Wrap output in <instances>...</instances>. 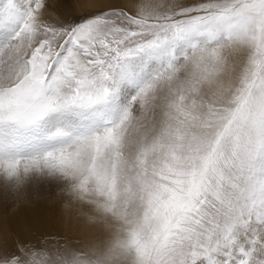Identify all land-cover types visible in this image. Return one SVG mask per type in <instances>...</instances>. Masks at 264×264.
Listing matches in <instances>:
<instances>
[{
	"label": "snow or ice",
	"instance_id": "1",
	"mask_svg": "<svg viewBox=\"0 0 264 264\" xmlns=\"http://www.w3.org/2000/svg\"><path fill=\"white\" fill-rule=\"evenodd\" d=\"M0 264H264V0H0Z\"/></svg>",
	"mask_w": 264,
	"mask_h": 264
},
{
	"label": "bare ground",
	"instance_id": "2",
	"mask_svg": "<svg viewBox=\"0 0 264 264\" xmlns=\"http://www.w3.org/2000/svg\"><path fill=\"white\" fill-rule=\"evenodd\" d=\"M34 214L47 216L50 214V209L44 207V210L40 206L22 207L20 209V219L24 216H33Z\"/></svg>",
	"mask_w": 264,
	"mask_h": 264
},
{
	"label": "rangeland",
	"instance_id": "3",
	"mask_svg": "<svg viewBox=\"0 0 264 264\" xmlns=\"http://www.w3.org/2000/svg\"><path fill=\"white\" fill-rule=\"evenodd\" d=\"M86 2V0H85ZM42 209L44 210V206L41 205ZM42 215H38V214H34L33 216H24L20 219V222L23 223V222H26V221H29V220H35L37 219L38 217H40ZM37 235H39V232L37 233Z\"/></svg>",
	"mask_w": 264,
	"mask_h": 264
}]
</instances>
